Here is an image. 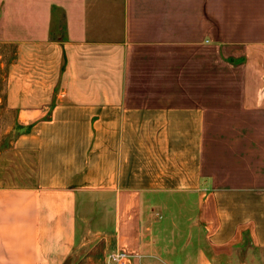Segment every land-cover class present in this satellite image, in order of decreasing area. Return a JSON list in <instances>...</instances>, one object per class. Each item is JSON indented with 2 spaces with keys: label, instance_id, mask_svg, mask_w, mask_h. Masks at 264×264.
<instances>
[{
  "label": "crops",
  "instance_id": "crops-1",
  "mask_svg": "<svg viewBox=\"0 0 264 264\" xmlns=\"http://www.w3.org/2000/svg\"><path fill=\"white\" fill-rule=\"evenodd\" d=\"M0 116V264H264V0H0Z\"/></svg>",
  "mask_w": 264,
  "mask_h": 264
},
{
  "label": "rangeland",
  "instance_id": "rangeland-1",
  "mask_svg": "<svg viewBox=\"0 0 264 264\" xmlns=\"http://www.w3.org/2000/svg\"><path fill=\"white\" fill-rule=\"evenodd\" d=\"M9 56V54L4 55L6 59H8ZM5 71L6 70H2L1 73ZM10 123L11 121L8 117L0 116V184H31L34 177L33 155L30 152H20L16 154L11 151V142L22 130L14 127V130L5 132ZM91 200L94 201L96 199L91 198ZM94 208V206L91 208L89 204H87L86 208L83 205L81 210V216L84 221L87 222L89 228H93L92 232L100 231L103 226L100 220L101 215L95 214ZM75 258L77 257L74 256V261ZM74 261L73 257H71L67 264H72Z\"/></svg>",
  "mask_w": 264,
  "mask_h": 264
},
{
  "label": "built area",
  "instance_id": "built-area-1",
  "mask_svg": "<svg viewBox=\"0 0 264 264\" xmlns=\"http://www.w3.org/2000/svg\"><path fill=\"white\" fill-rule=\"evenodd\" d=\"M135 257H139V255L133 252L111 251L106 256L105 264H124Z\"/></svg>",
  "mask_w": 264,
  "mask_h": 264
}]
</instances>
